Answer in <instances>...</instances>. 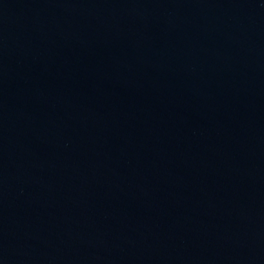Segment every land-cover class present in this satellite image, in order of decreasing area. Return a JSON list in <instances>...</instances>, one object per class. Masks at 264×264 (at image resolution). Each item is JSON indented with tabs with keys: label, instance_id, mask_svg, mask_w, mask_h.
<instances>
[{
	"label": "water",
	"instance_id": "1",
	"mask_svg": "<svg viewBox=\"0 0 264 264\" xmlns=\"http://www.w3.org/2000/svg\"><path fill=\"white\" fill-rule=\"evenodd\" d=\"M0 264H264V0H0Z\"/></svg>",
	"mask_w": 264,
	"mask_h": 264
}]
</instances>
